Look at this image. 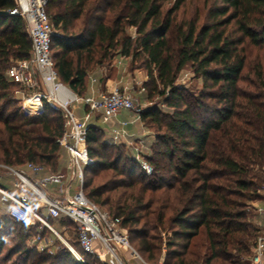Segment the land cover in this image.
I'll return each instance as SVG.
<instances>
[{"label":"trees","instance_id":"16d2710c","mask_svg":"<svg viewBox=\"0 0 264 264\" xmlns=\"http://www.w3.org/2000/svg\"><path fill=\"white\" fill-rule=\"evenodd\" d=\"M47 1L50 49L64 84L82 95L94 67L130 57L145 70V98L170 108L149 105L139 114L155 128L146 157L150 174L88 125L92 162L83 170L105 172L84 181L86 197L121 219L147 261L156 262L165 249L162 264H244L239 259L250 255L259 230L244 207L259 198L264 181V0H204L187 17V0ZM13 7V0H0V162L31 161L54 171L61 112L46 103L41 112H24L18 84L5 76L12 60L30 54L22 18L9 13ZM185 67L201 80L200 90L177 83ZM33 230L0 216L1 264H78L66 247L54 254L28 248ZM199 234L202 244L192 245Z\"/></svg>","mask_w":264,"mask_h":264},{"label":"built area","instance_id":"2783aa9c","mask_svg":"<svg viewBox=\"0 0 264 264\" xmlns=\"http://www.w3.org/2000/svg\"><path fill=\"white\" fill-rule=\"evenodd\" d=\"M13 2L9 13L22 18L30 41V54L28 58L12 60L5 76L18 84L14 93L24 112H41L44 103L61 112L64 128L57 142L68 154L67 165L77 178V187L70 193L69 180L63 181L58 173L39 163H0V216L34 226L26 238L28 248L54 254L57 242H61L78 264H162L163 259L145 260L132 245L121 219L88 199L83 191V168L92 162L85 143L88 121L92 117L106 126L112 143L131 146L129 157L142 171L152 172L153 167L144 154V138L127 129L131 120H117L122 110L132 111L138 118L141 110L135 103L133 89L134 85L140 89L142 81L129 76L127 81H120L98 95L93 92L78 95L60 80L54 65L50 49L53 26L46 12L48 1ZM124 61L125 58L119 56L112 64L124 67ZM88 78L90 83L97 82L91 72ZM35 95L40 109L25 110L24 102ZM74 102L85 106L82 117L71 108ZM31 200L44 212L35 210L29 204ZM255 207L257 214L264 216V203ZM65 220L74 225L76 243L71 242L67 224L61 222ZM249 264H264V229H259L253 239Z\"/></svg>","mask_w":264,"mask_h":264},{"label":"rangeland","instance_id":"374dc122","mask_svg":"<svg viewBox=\"0 0 264 264\" xmlns=\"http://www.w3.org/2000/svg\"><path fill=\"white\" fill-rule=\"evenodd\" d=\"M203 1L204 0H187L184 4L185 16L186 17L190 16V14L193 12L195 6L196 5L200 6ZM181 11H183V7L180 9L179 13H181ZM128 32L131 34H134V27H129ZM117 57L118 56H116L115 58H117ZM115 58L113 60H115ZM139 64H140L139 62L131 63L130 57H128L125 59L124 67H122V68H124V73L125 72L127 73L128 71H131V72L133 71L134 74H131V75L135 76L137 79H139L140 81L143 82L142 79H143L144 75H146V73H145V70L141 66H139ZM114 69H115L114 65L111 63L107 66H101V67L96 66L90 72L92 74H94V76L96 78H99V80L101 81V79L103 78L102 75H106V74L107 75H111V74L114 75V72H115ZM126 73H125V75H127ZM177 83L180 86L184 87L185 89H188L192 93L200 90L201 85H202L201 80L199 78H195L193 76L192 71L189 67H185L181 71V73L178 76ZM133 90H134L133 94L135 97V103H137V105H138L137 107H139L140 110H143L144 108H146L149 105H156V104H158L159 107L163 110H169L170 109L166 106L161 105V103L158 102V99L155 96H154L153 100H151V101L147 100L145 98L144 92H142L141 88L138 89L137 85H134ZM25 105H26V103H24L23 107L30 109L31 106H29V105L25 106ZM149 130L154 133V131H155L154 126H150ZM56 159H57V164H56V168L54 169L53 172L58 173L65 180L71 179L72 180L71 191H74V189L77 187V178L73 175L72 169H70L67 165L68 164V154H67L66 150H64L62 147H60ZM0 163H3V162H0ZM94 169H96V167L93 169H90L89 171L83 170V180L84 181H88L90 179H92L93 182L98 181V179H99L98 175H101L102 173L105 172V170L103 168H100L97 171L98 175H94L95 174ZM261 169H264V168L262 167ZM0 172H1V169H0ZM259 175H262L261 172ZM263 180H264V173H263ZM257 192L259 193V198L246 201V205L244 207V210L247 212V214H246L247 221H249L253 226L259 227V229H264V226H262L260 223V222H262V224L264 225V216L257 214V210L255 208V206H260L264 203V181L262 183H260V185L257 189ZM29 204L35 210H37L39 213L44 212V209H41L40 207L36 206L35 201L31 200L29 202ZM101 208L108 211L107 207H101ZM255 214L257 215L256 216L257 219L255 218ZM67 227H68V234L70 236L71 242H73L75 240V238H74V235H75L74 227H72V225H69V224H67ZM159 233H160L162 238L166 237L164 230H159ZM201 234H199L197 237H195L193 239L192 245L196 241H198L199 244H202L203 239H202ZM253 239H254V237H253ZM57 244H58V249H60L61 247H64V245L61 242H57ZM192 245H191V248H195L198 251L204 250V247L201 245H200V247H193ZM164 252H165V249L160 253L158 260L164 258ZM239 260L241 262H243L244 264H249V255L248 256H241V258ZM0 264H1V261H0Z\"/></svg>","mask_w":264,"mask_h":264},{"label":"crops","instance_id":"0c3cea01","mask_svg":"<svg viewBox=\"0 0 264 264\" xmlns=\"http://www.w3.org/2000/svg\"><path fill=\"white\" fill-rule=\"evenodd\" d=\"M114 68H115L114 69L115 70L114 75L113 74H111V75H107V74L106 75H102L103 78L101 79V81L99 80V78H97V82L90 83L89 78H87L86 88H85V91H84V93L82 95H86V94H88L90 92H93L95 95H98L99 92L109 90L113 85L119 83L120 81L121 82L127 81L128 77L131 74H134L133 71L132 72L128 71L127 73L125 72L127 74V75H125L124 68L118 67V66H115V65H114ZM145 79H146V75H144L142 80L144 81ZM26 105L31 106L30 109L25 107L27 110L40 109L39 99H38L37 96L29 97L27 99V101H26ZM71 108L73 109V111L75 112V114L78 117H82L83 116L84 109H85V106L83 105V103H78V102L75 103L74 102V103H72ZM118 119H125V120H131L132 121V122H130L127 125V129L130 132L134 133L135 135H138V136H141V137L144 138V142L146 144V148L144 150L145 157L150 155L151 150H152V146H153V143H154V138H155L154 137V133L149 130L150 126L145 124L144 121L141 120L140 116H138V118H137V115L134 112L128 111V110L120 111V113L117 115V120ZM88 122H89V124H93L96 127L100 128L102 130V133H103V138L106 141H108L109 143H112L111 140H110V136L108 135L106 126L98 118L92 117V118H90V120ZM122 146L124 147L126 153L129 156L130 153H131V146H127V145L126 146L122 145ZM66 180H69L71 185H72V180L71 179H66ZM66 180L63 179V181H66ZM69 192L71 193L73 191H71V189H70ZM255 208H257V207H255ZM256 216L257 215L255 214V218H256ZM260 223H261L262 226H264L262 224V222H260Z\"/></svg>","mask_w":264,"mask_h":264},{"label":"bare ground","instance_id":"6f19581e","mask_svg":"<svg viewBox=\"0 0 264 264\" xmlns=\"http://www.w3.org/2000/svg\"><path fill=\"white\" fill-rule=\"evenodd\" d=\"M36 96V95H35ZM27 101V100H26ZM26 101L24 103H26Z\"/></svg>","mask_w":264,"mask_h":264}]
</instances>
